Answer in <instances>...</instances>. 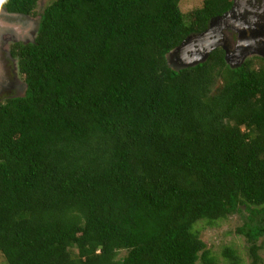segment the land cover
Segmentation results:
<instances>
[{
    "label": "trees",
    "instance_id": "16d2710c",
    "mask_svg": "<svg viewBox=\"0 0 264 264\" xmlns=\"http://www.w3.org/2000/svg\"><path fill=\"white\" fill-rule=\"evenodd\" d=\"M179 1L52 0L34 39L10 45L23 89L0 101L7 264H242L197 226L233 212L259 264L264 58L231 66L216 47L174 68L170 51L231 4L183 13ZM35 6L0 0L9 12Z\"/></svg>",
    "mask_w": 264,
    "mask_h": 264
},
{
    "label": "rangeland",
    "instance_id": "374dc122",
    "mask_svg": "<svg viewBox=\"0 0 264 264\" xmlns=\"http://www.w3.org/2000/svg\"><path fill=\"white\" fill-rule=\"evenodd\" d=\"M51 1L52 0H37L33 13L30 14L29 17H27V19H24L27 20V23H31L33 26L30 24L24 25L25 29L23 28V30H25V35L22 37L23 39H18L16 41H21L25 43L27 41H32L34 39L38 27V20L40 13L43 10V8ZM202 4H203V0H180L179 8L183 13H187L193 9L200 8ZM3 17L5 16H1L0 14V20L2 21L4 20L8 24L10 23L11 25H14V27L16 26L15 24H17L18 22V20H16L17 17H15L16 19L7 18V17H5L4 19ZM18 24H22V23H18ZM9 30H12V28L9 27L6 29H2V32L0 33V63L3 64L4 67H7L10 70V76H11L10 83L12 84L15 83V85L16 84L17 85L11 91L3 89L2 92H0V101H4L9 96L17 95L21 93L23 89L22 76L20 74L15 76V72L17 73L15 60L8 59L7 57L4 56V52H7L8 47L13 43V40L10 39L11 38L10 35H12V33ZM170 56L171 55L168 54L169 59ZM256 56H257L256 54L250 55L247 56L245 59L252 58L253 60H256V58H254ZM216 86L217 83H214L212 89H215ZM241 211L244 214H247V212H245L243 207ZM263 217L264 216H259L258 220H260L261 218L263 220ZM242 224H243V218L241 217L240 212H233L231 214H228L226 218L221 219L218 222V225L216 226H207V225L205 226L201 221H198L197 226L201 227L199 231L200 237L202 238V240H204L206 245L210 247L213 251L219 252L223 246L228 244H233V246L236 247L237 250H239V252H241V256L243 258L242 264H251V258L249 257L248 254L249 243L247 242L245 236L235 231L236 227ZM261 243L262 245L261 247H258L257 252L260 257L259 264H264V234L256 240L257 246H259V244ZM124 254H125V250H121L119 252V256H122ZM218 257L220 258L218 264H226L225 260H223V258L220 255H218ZM0 264H7L5 258L1 253H0Z\"/></svg>",
    "mask_w": 264,
    "mask_h": 264
},
{
    "label": "water",
    "instance_id": "95a60500",
    "mask_svg": "<svg viewBox=\"0 0 264 264\" xmlns=\"http://www.w3.org/2000/svg\"><path fill=\"white\" fill-rule=\"evenodd\" d=\"M230 12H232V9L226 11L220 16L215 17L216 21L222 22L219 28L225 26L232 27L231 23L229 24V22H226V18H228L231 14ZM212 24L210 27H212ZM15 25L16 26L14 27V25L0 20V33L2 32V29L11 27L14 30L10 31H13L14 35L17 37L22 35L21 37H23L25 35V30H23V28L25 29L24 25ZM241 26L242 24L239 23L237 28H241ZM233 31H235L239 37L234 50L229 51L228 47L223 42L219 41L223 36L222 30L212 33L209 28V30H204L200 34H192L187 36L177 47L172 49L169 53L171 55L170 59L168 58L169 63L174 68L196 64L203 61L208 56L209 52L217 46H221L224 49L225 60L231 66L239 65L245 60L247 56L254 54L264 58V40L260 41L257 37H250V35L247 36L243 30L237 29ZM211 36L212 39H209ZM196 39L197 41L194 42ZM188 46H193L192 53L187 52L186 47Z\"/></svg>",
    "mask_w": 264,
    "mask_h": 264
},
{
    "label": "flooded vegetation",
    "instance_id": "af4514ba",
    "mask_svg": "<svg viewBox=\"0 0 264 264\" xmlns=\"http://www.w3.org/2000/svg\"><path fill=\"white\" fill-rule=\"evenodd\" d=\"M230 2L231 4L226 11L232 9V12H230L231 14L228 18L233 19L232 21L233 24L232 27L225 26L218 29V30H222L223 33V36L222 38H220L219 41L223 42L228 47L229 51L234 50V47L239 37L237 33L233 30H237V29L245 30L247 36L250 35L252 37H257L260 41L264 40V0H230ZM226 11H224L223 13H225ZM0 14L1 16H5L7 18L17 17V19L15 18L16 20H18L17 24L22 23V25H26V24L32 25L31 23H27V20H24L27 19V17H29L30 14L9 12L3 8H0ZM217 16L212 17L208 21L206 28L203 30H207V29L209 30L210 25L212 24V22L214 23L216 21L215 17ZM5 17L3 18L5 19ZM3 22L6 21L3 20ZM244 22H247V24L248 22L251 23L249 25H243L241 26V28H237V25L239 23L242 24ZM10 32L12 33V35H10L11 36L10 39H12L13 42L18 39H23L21 37L22 35H19V37H17L16 35H14L13 31ZM217 47H221V46H217ZM4 56L7 57L8 59L15 60L16 63L15 66L17 70V73L15 72V76L19 75L16 58H14L10 54V46L8 47L7 52H4ZM10 77H11L10 70L7 67H4V65L0 63V92H2L3 89L11 91L17 85V84L15 85V83L14 84L10 83Z\"/></svg>",
    "mask_w": 264,
    "mask_h": 264
},
{
    "label": "bare ground",
    "instance_id": "6f19581e",
    "mask_svg": "<svg viewBox=\"0 0 264 264\" xmlns=\"http://www.w3.org/2000/svg\"><path fill=\"white\" fill-rule=\"evenodd\" d=\"M232 21H233L232 18H231V19H230V18H226V22H229V24L231 23V25L233 24ZM221 23H222V22H220V21H215V23L212 24V27H210V31H211L212 33L217 32ZM250 23H251V22H248V24H247V22H244V23H242V26H243V25H249ZM243 31H245V30H243ZM250 37H252V36H250ZM209 39H212V36L209 37ZM196 41H197V39L194 40V42H196ZM192 47H193V46H188V47H186L187 52L192 53Z\"/></svg>",
    "mask_w": 264,
    "mask_h": 264
}]
</instances>
